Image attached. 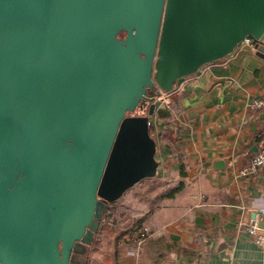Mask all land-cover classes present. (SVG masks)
Returning a JSON list of instances; mask_svg holds the SVG:
<instances>
[{"label": "water", "instance_id": "95a60500", "mask_svg": "<svg viewBox=\"0 0 264 264\" xmlns=\"http://www.w3.org/2000/svg\"><path fill=\"white\" fill-rule=\"evenodd\" d=\"M245 39L264 0H0V264H86L156 173L154 98Z\"/></svg>", "mask_w": 264, "mask_h": 264}, {"label": "crops", "instance_id": "0c3cea01", "mask_svg": "<svg viewBox=\"0 0 264 264\" xmlns=\"http://www.w3.org/2000/svg\"><path fill=\"white\" fill-rule=\"evenodd\" d=\"M262 87L264 58L242 41L154 101L149 133L163 184L139 182L116 201L127 221L148 225V237L131 254L133 231L101 221L86 264H264L246 231L264 226V167L238 173L264 142V113L251 105ZM179 180L180 190L163 195Z\"/></svg>", "mask_w": 264, "mask_h": 264}, {"label": "built area", "instance_id": "2783aa9c", "mask_svg": "<svg viewBox=\"0 0 264 264\" xmlns=\"http://www.w3.org/2000/svg\"><path fill=\"white\" fill-rule=\"evenodd\" d=\"M243 42H249L252 44L251 40L249 39H245ZM261 91L263 94L264 87H262ZM165 93L166 92H161L160 95L154 98V101L158 98H160L161 101H165V97H166ZM251 105L254 108L264 113V95H259L254 97L251 101ZM260 167H264V142L259 146V148L252 156L250 161L238 170V173L240 175H246L248 173L255 172ZM261 208L262 211L264 212V202ZM109 212L110 210L108 208L104 209L101 221H105V215L108 214ZM246 231L251 236L252 240L257 244V246L261 250H264V226H260L254 222L249 223L246 225ZM148 234H149V228L146 225L139 227L135 231L134 247L129 251L131 254L135 253L142 246L143 242L148 237Z\"/></svg>", "mask_w": 264, "mask_h": 264}, {"label": "trees", "instance_id": "16d2710c", "mask_svg": "<svg viewBox=\"0 0 264 264\" xmlns=\"http://www.w3.org/2000/svg\"><path fill=\"white\" fill-rule=\"evenodd\" d=\"M149 92V91H148ZM152 93H150L149 95H151ZM145 109H146V106H145ZM138 113H141V110H139V112ZM179 171H180V175L182 176L183 175V171H182V167H180V169H179ZM153 179H158L157 177H156V175H154V176H152V177H146V178H142L141 180H139L138 182H136L134 185H136L137 183H139V182H150V184L151 185H148V186H154V187H157V186H161L163 183L162 182H160V184H156V185H154V184H152L151 183V180H153ZM182 183H183V181H181V180H179L178 182H177V184H175L173 187H171V188H168V190L166 191V193L165 194H163V195H171V194H173L174 192H176V191H178V190H180L181 189V187H182ZM125 192V191H124ZM123 192V193H124ZM119 198V197H118ZM118 198L117 199H115L114 201H111V202H106V206H105V208H108L109 210H110V212L108 213V214H106L105 215V221H103V222H107V223H109V224H114V225H117L118 227H120V228H122L123 230H125V231H133V233H134V236H135V231L139 228V227H141V226H143V225H146V224H144V223H141V220H137V221H134V222H130V221H127V217H125L126 215L125 214H128L126 211H121L119 208H118V206L116 205V201L118 200ZM121 217L123 218V219H121ZM101 222V221H100ZM146 226H148V225H146ZM149 228V227H148ZM100 229V228H99ZM99 229H98V231H99ZM97 233L98 232H96L95 234H96V236L94 235V238H93V240H92V242L90 243V245H89V247H91V246H94L96 243H97ZM89 247H88V251H89Z\"/></svg>", "mask_w": 264, "mask_h": 264}, {"label": "rangeland", "instance_id": "374dc122", "mask_svg": "<svg viewBox=\"0 0 264 264\" xmlns=\"http://www.w3.org/2000/svg\"><path fill=\"white\" fill-rule=\"evenodd\" d=\"M149 94H150V91L148 92V95H149ZM146 107H147V106H146ZM138 112H139V108H137V109L135 110L134 114H138ZM160 182H162V180H160V179H153V180H151V183L154 184V185H156V184H160ZM148 185H151L149 181L146 183L145 188L148 187ZM146 197H147V196H146V191H145V195H144L142 198L145 199Z\"/></svg>", "mask_w": 264, "mask_h": 264}, {"label": "flooded vegetation", "instance_id": "af4514ba", "mask_svg": "<svg viewBox=\"0 0 264 264\" xmlns=\"http://www.w3.org/2000/svg\"><path fill=\"white\" fill-rule=\"evenodd\" d=\"M145 102H146V105H144V108H145V106H147V104H148L147 100H145ZM88 247H89V246H88ZM88 247H87V248H88ZM78 252H79V253H78V256L81 255L80 250H78ZM87 252H88V249H87ZM85 256L87 257V254L84 255V258H85Z\"/></svg>", "mask_w": 264, "mask_h": 264}]
</instances>
